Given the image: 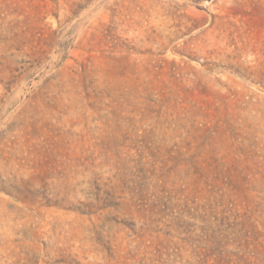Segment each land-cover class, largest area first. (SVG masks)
I'll return each mask as SVG.
<instances>
[{
    "label": "rangeland",
    "instance_id": "1",
    "mask_svg": "<svg viewBox=\"0 0 264 264\" xmlns=\"http://www.w3.org/2000/svg\"><path fill=\"white\" fill-rule=\"evenodd\" d=\"M0 264H264V0H0Z\"/></svg>",
    "mask_w": 264,
    "mask_h": 264
}]
</instances>
